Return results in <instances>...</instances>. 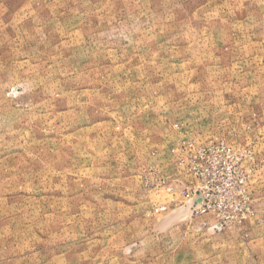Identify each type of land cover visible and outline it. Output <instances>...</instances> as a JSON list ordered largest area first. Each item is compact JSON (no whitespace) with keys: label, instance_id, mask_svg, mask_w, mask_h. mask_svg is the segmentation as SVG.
I'll use <instances>...</instances> for the list:
<instances>
[{"label":"rangeland","instance_id":"obj_1","mask_svg":"<svg viewBox=\"0 0 264 264\" xmlns=\"http://www.w3.org/2000/svg\"><path fill=\"white\" fill-rule=\"evenodd\" d=\"M0 264H264V0H0Z\"/></svg>","mask_w":264,"mask_h":264}]
</instances>
